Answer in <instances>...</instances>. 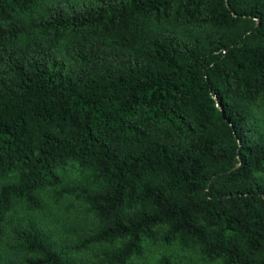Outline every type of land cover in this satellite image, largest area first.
I'll return each mask as SVG.
<instances>
[{"label": "trees", "instance_id": "trees-1", "mask_svg": "<svg viewBox=\"0 0 264 264\" xmlns=\"http://www.w3.org/2000/svg\"><path fill=\"white\" fill-rule=\"evenodd\" d=\"M262 115L264 0H0V236L46 193L91 224L66 250L14 224L3 264H126L158 230L264 264Z\"/></svg>", "mask_w": 264, "mask_h": 264}, {"label": "rangeland", "instance_id": "rangeland-1", "mask_svg": "<svg viewBox=\"0 0 264 264\" xmlns=\"http://www.w3.org/2000/svg\"><path fill=\"white\" fill-rule=\"evenodd\" d=\"M264 127V115L260 119ZM80 175L73 169L69 170L65 181L78 183ZM34 220L51 234L52 240L66 250V246L83 237L91 224L81 201L74 198H64L60 203H54L49 193L44 196V207L41 210H27L19 204L8 216L3 235L0 236V264L9 257L8 241L10 229L17 223H25ZM161 230L157 231L156 239H146L143 242L141 256L132 257L126 264H159L162 258H168L172 264H222L221 260H208L197 247L182 248L174 242L166 244L161 240ZM119 244V243H118ZM108 247L106 245H92L83 251H65L69 256L84 262L85 264H101V252Z\"/></svg>", "mask_w": 264, "mask_h": 264}]
</instances>
